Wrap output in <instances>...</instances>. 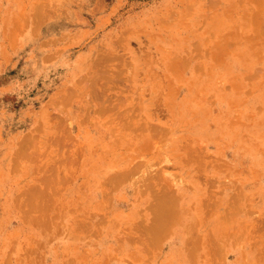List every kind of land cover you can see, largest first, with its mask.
I'll return each instance as SVG.
<instances>
[{"label":"rangeland","instance_id":"rangeland-1","mask_svg":"<svg viewBox=\"0 0 264 264\" xmlns=\"http://www.w3.org/2000/svg\"><path fill=\"white\" fill-rule=\"evenodd\" d=\"M76 1L0 0V264H264V0H104L18 53Z\"/></svg>","mask_w":264,"mask_h":264},{"label":"crops","instance_id":"crops-1","mask_svg":"<svg viewBox=\"0 0 264 264\" xmlns=\"http://www.w3.org/2000/svg\"><path fill=\"white\" fill-rule=\"evenodd\" d=\"M86 1V2H84ZM78 0L76 1L77 4L75 6L72 5H67L64 8L65 9H71L74 13L69 14V17H66L65 19H63L60 23V19H54L52 18L50 21L47 20V22L45 24L42 25V27H40L39 31L36 33L35 29H34V24L33 23H29L27 25L26 28H16L15 27V31H20L19 35L20 37L18 38V41L21 42V46L23 49L19 50L18 53H37L38 51H36L37 49H35L36 44L35 43H42V42H47V41H57L59 40V38L61 37V35H63V32L65 29H63V27H68L69 25H77V24H83V25H88L90 27L94 26L96 21L93 17V15L88 14V12H90L91 10L95 9L96 6L98 4H102L105 3L107 4V2L103 1H99V0ZM65 5L67 3H64ZM5 8H10V7H5ZM20 8H25V7H20ZM27 8V7H26ZM60 8V7H58ZM236 10H243V9H247V7H235ZM83 11V13H81V15L84 17V22L83 23H77L78 21H76V18H72L71 16L76 14V11ZM74 20V21H73ZM95 21V23H94ZM22 26V25H21ZM12 34V30L11 27L8 29V24H4L3 28L0 30V42L1 41H8L10 39L9 36H11ZM92 34V33H91ZM90 39V38H89ZM92 40V39H90ZM26 49H28V51H26ZM43 53H46L45 51ZM27 65L25 64L24 68H26ZM28 69V67H27ZM170 213V211H169ZM183 227V226H182ZM176 228H174L175 230ZM169 240L166 243L167 248L168 249H172L175 248V246L177 245L178 240L182 241L183 240V236H184V232L182 231H171L169 233ZM178 234L179 237H178ZM85 249V248H84Z\"/></svg>","mask_w":264,"mask_h":264},{"label":"bare ground","instance_id":"bare-ground-1","mask_svg":"<svg viewBox=\"0 0 264 264\" xmlns=\"http://www.w3.org/2000/svg\"><path fill=\"white\" fill-rule=\"evenodd\" d=\"M119 26V24H116L115 28H117Z\"/></svg>","mask_w":264,"mask_h":264}]
</instances>
